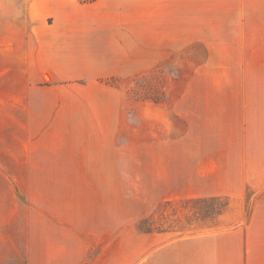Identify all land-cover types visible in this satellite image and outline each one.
I'll return each mask as SVG.
<instances>
[{"label":"rangeland","instance_id":"374dc122","mask_svg":"<svg viewBox=\"0 0 264 264\" xmlns=\"http://www.w3.org/2000/svg\"><path fill=\"white\" fill-rule=\"evenodd\" d=\"M85 1L114 32L54 61L79 68L0 61V264H146L150 231L214 228L239 195L264 244L252 3Z\"/></svg>","mask_w":264,"mask_h":264},{"label":"crops","instance_id":"0c3cea01","mask_svg":"<svg viewBox=\"0 0 264 264\" xmlns=\"http://www.w3.org/2000/svg\"><path fill=\"white\" fill-rule=\"evenodd\" d=\"M253 12L250 26H264V0H249ZM90 2L85 0H0V61L12 66H30L65 69L80 67L72 63L65 66L58 62L72 60L89 44L109 37L114 32L89 18ZM76 56H75V55ZM113 51L106 56V66L113 65ZM109 60H111L109 62ZM51 72V71H50ZM81 71H53L73 73ZM52 73V72H51ZM230 186L231 180H226ZM230 196L232 192H226ZM205 197L217 198L219 193ZM190 199L204 197L202 193ZM228 207L214 228L191 234L176 235L165 231H150L147 236L146 264H262L264 244L260 234L254 233L260 220L256 206L244 226L248 214H244L243 196ZM235 212L239 214L235 215ZM245 217V218H243ZM236 218V219H234ZM259 229V228H258Z\"/></svg>","mask_w":264,"mask_h":264}]
</instances>
